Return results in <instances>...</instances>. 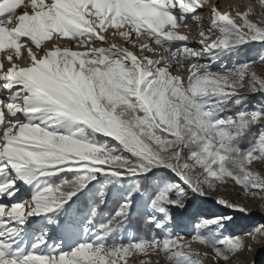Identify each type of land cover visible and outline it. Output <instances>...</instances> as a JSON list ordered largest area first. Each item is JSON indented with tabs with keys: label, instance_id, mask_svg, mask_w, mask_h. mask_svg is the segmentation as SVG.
<instances>
[{
	"label": "snow or ice",
	"instance_id": "6c2138e0",
	"mask_svg": "<svg viewBox=\"0 0 264 264\" xmlns=\"http://www.w3.org/2000/svg\"><path fill=\"white\" fill-rule=\"evenodd\" d=\"M206 3L0 0V264H256L264 225L186 238L174 216L229 181L264 201V56L232 63L264 16L212 6L204 28Z\"/></svg>",
	"mask_w": 264,
	"mask_h": 264
},
{
	"label": "rangeland",
	"instance_id": "374dc122",
	"mask_svg": "<svg viewBox=\"0 0 264 264\" xmlns=\"http://www.w3.org/2000/svg\"><path fill=\"white\" fill-rule=\"evenodd\" d=\"M218 7L221 12H229L234 15L236 10L246 11L251 8L256 13L253 16V19H260L264 16V8L260 6L259 0H208L204 6V11L200 13L201 19L203 20V27L207 28L209 24V16L211 13V7ZM182 32L188 34L189 38L193 41H198L200 39L199 26L194 22H190L189 28H181ZM146 39V38H145ZM117 43H123V41L116 39ZM210 42V41H209ZM61 45L65 41H60ZM99 46V45H98ZM106 46V45H105ZM190 47L199 48V45H192ZM135 51V49H133ZM139 54V53H138ZM147 54V53H145ZM239 56V55H238ZM236 56L233 57L232 63L243 62L248 59H258L260 56H264V47H261L259 44H256L249 51L247 56ZM155 58V57H153ZM9 65L5 63L4 67L7 68ZM255 70L258 74L264 75V64H255ZM264 98L257 97V100H262ZM256 170L260 171L261 174H264V161L254 162ZM240 189L238 186H233V182L229 181L227 190L220 192H209L206 197L192 198V203L188 207L186 212H174L176 217L178 230H181L185 233L186 238H190V235L193 232V227L196 222L202 217H211L213 215H231L234 217V223L228 227V232L236 235H240L244 232L251 231L261 225H264V211L261 210L259 205L264 204V201L258 199L245 200L241 198ZM225 197L231 201L238 203H247L250 211L247 214L237 213L233 209L226 208L224 206L218 205L216 199L219 197ZM130 230H132L130 228ZM193 247L199 250L201 253L207 251V249L200 247L197 244H193ZM253 256L256 260V264H264V248L257 247L252 255L248 253L241 252L240 257L242 261H251ZM143 257L133 256L129 258V264H138L139 259ZM206 264H212L211 260L206 261ZM220 264H224L223 261H220ZM229 264H232L229 261Z\"/></svg>",
	"mask_w": 264,
	"mask_h": 264
},
{
	"label": "trees",
	"instance_id": "16d2710c",
	"mask_svg": "<svg viewBox=\"0 0 264 264\" xmlns=\"http://www.w3.org/2000/svg\"><path fill=\"white\" fill-rule=\"evenodd\" d=\"M255 45H253V46H255ZM253 46L242 49L241 52L239 53V56H247L249 51L252 49ZM232 61H233V59H232ZM140 223H142V221H138L136 217H133V222L129 225V228H131L132 231L135 232V231H137V228H138Z\"/></svg>",
	"mask_w": 264,
	"mask_h": 264
},
{
	"label": "bare ground",
	"instance_id": "6f19581e",
	"mask_svg": "<svg viewBox=\"0 0 264 264\" xmlns=\"http://www.w3.org/2000/svg\"><path fill=\"white\" fill-rule=\"evenodd\" d=\"M208 1V0H207ZM202 11H204V8L200 11V13L202 12ZM194 23V22H193ZM189 41L191 42L190 44H189V46H192V45H196V44H198V43H196L197 41H193V40H191L190 38H189Z\"/></svg>",
	"mask_w": 264,
	"mask_h": 264
}]
</instances>
